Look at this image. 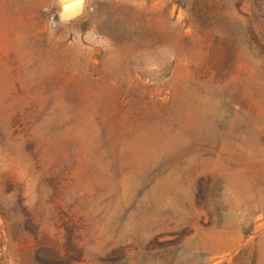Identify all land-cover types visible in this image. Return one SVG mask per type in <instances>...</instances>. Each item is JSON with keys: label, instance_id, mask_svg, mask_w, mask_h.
Masks as SVG:
<instances>
[{"label": "rangeland", "instance_id": "obj_1", "mask_svg": "<svg viewBox=\"0 0 264 264\" xmlns=\"http://www.w3.org/2000/svg\"><path fill=\"white\" fill-rule=\"evenodd\" d=\"M63 10L0 0V264H264V0Z\"/></svg>", "mask_w": 264, "mask_h": 264}, {"label": "clouds", "instance_id": "obj_2", "mask_svg": "<svg viewBox=\"0 0 264 264\" xmlns=\"http://www.w3.org/2000/svg\"><path fill=\"white\" fill-rule=\"evenodd\" d=\"M64 10L62 16H75L82 10L85 0H62Z\"/></svg>", "mask_w": 264, "mask_h": 264}, {"label": "bare ground", "instance_id": "obj_3", "mask_svg": "<svg viewBox=\"0 0 264 264\" xmlns=\"http://www.w3.org/2000/svg\"><path fill=\"white\" fill-rule=\"evenodd\" d=\"M202 103V102H201ZM199 108V107H198ZM204 108V107H203ZM202 110V109H201ZM203 115V114H202ZM207 119V118H206ZM203 122H204V120H203ZM207 122V121H206ZM189 124V123H188ZM207 125V124H206ZM205 126V125H204ZM212 126V125H211ZM206 127V126H205ZM205 127H203V129H205V130H208L207 128H205ZM196 131H197V129H196ZM199 131V130H198ZM214 131V130H213ZM212 134V133H211Z\"/></svg>", "mask_w": 264, "mask_h": 264}]
</instances>
